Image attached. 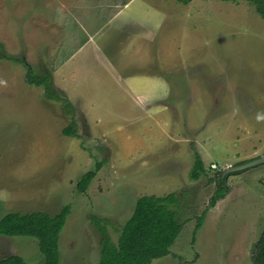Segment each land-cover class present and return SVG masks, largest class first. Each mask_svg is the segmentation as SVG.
<instances>
[{"label": "rangeland", "instance_id": "374dc122", "mask_svg": "<svg viewBox=\"0 0 264 264\" xmlns=\"http://www.w3.org/2000/svg\"><path fill=\"white\" fill-rule=\"evenodd\" d=\"M133 1L0 0V218L69 205L59 263L97 264L93 215L108 220L116 242L138 197L175 192L182 227L150 264H252L264 227V163L226 174L228 189L213 206L207 178L264 155V19L246 0ZM104 56L117 73L127 66L135 89L149 72L166 83L133 99ZM82 58L72 116L25 82L26 65L48 71L68 98V69ZM72 120L79 138L61 133ZM194 153L206 172L196 180ZM3 239L0 259L43 264L35 238Z\"/></svg>", "mask_w": 264, "mask_h": 264}, {"label": "trees", "instance_id": "16d2710c", "mask_svg": "<svg viewBox=\"0 0 264 264\" xmlns=\"http://www.w3.org/2000/svg\"><path fill=\"white\" fill-rule=\"evenodd\" d=\"M186 3L187 0H181ZM236 2L238 0H222ZM254 4L257 14L264 19V0H246ZM25 82L39 86L46 99L62 103L63 111L70 116L74 108L69 99L61 91H57L50 79V72L34 74L26 65ZM73 120L61 130L64 136L79 138ZM101 162L93 169L87 170L77 181V189L84 192L94 178ZM206 175L203 162L194 153V162L189 171V178L196 180ZM219 172L208 181L215 182V191L210 197L208 206H213L227 191L225 176ZM175 192L162 196L142 195L135 201L132 213L125 223L118 227L116 242L108 234V220L92 216L93 223L99 232V260L97 264H150L152 260L166 256L174 243L182 222L172 208L178 203ZM69 214V205H64L59 212L51 215L46 212H8L0 218V236H28L37 240L39 252L43 256V264L59 263V234ZM204 212L197 217L195 228L200 227ZM252 264H264V227L254 244L251 255ZM0 264H28L18 255H9L0 259Z\"/></svg>", "mask_w": 264, "mask_h": 264}, {"label": "crops", "instance_id": "0c3cea01", "mask_svg": "<svg viewBox=\"0 0 264 264\" xmlns=\"http://www.w3.org/2000/svg\"><path fill=\"white\" fill-rule=\"evenodd\" d=\"M137 0H134L133 1V4H135V2H136ZM139 1V0H138ZM140 2L142 3V1L140 0ZM126 3V2H125ZM127 4V3H126ZM83 48H86L85 46L83 47ZM95 50H97V47H95L94 48ZM86 50V49H85ZM84 50V52H85V59H86V57H87V51H85ZM98 51V50H97ZM101 51L99 50L98 51V56H100V54L102 53H100ZM93 54H95V53H93ZM72 55V54H71ZM83 55V56H84ZM81 57H82V55H81ZM83 60H84V64H77L75 67H74V70H72V69H68V81H67V85H69V88H71V93H70V95H69V97H68V99L70 100L71 99V97H73V92L75 93V91H73V88H74V86H73V82H76V80L78 79V77L79 78H81V75H85V71H86V69H87V67H88V62H86L85 63V59L84 58H82ZM103 61H105L104 62V69L105 70H107V71H109L110 73H111V75L114 77V78H119V81L121 82V83H123V85L130 91V93H131V95H132V97H133V99H137V100H139V97H138V95H136V93H135V91H137V92H139V91H143V92H149V91H152L153 92V94L155 93L154 91H155V88H154V84L155 83H163L162 81H164L165 83H166V80L162 77V76H158L157 77V75L155 74V73H152V72H149V74L151 75V76H148V79H142V81H140L139 82V84H141L142 85V87H137V89H135L134 87H133V85L131 84V85H127V84H129V83H131V81H130V79L132 78V75H127L126 73H129V71H126L127 69V66H125V67H123L122 68V71H123V73L124 74H121V73H117V72H119L118 71V68L110 61V59L109 58H105V56L103 57ZM99 63L101 64V59L99 60ZM98 63V64H99ZM113 71H116V73H112ZM115 75H117V76H115ZM82 76V77H83ZM146 77V76H145ZM118 81V82H119ZM137 85V84H136ZM30 86H34V85H30ZM34 87H37V88H39V86H34ZM167 87V86H166ZM41 88V87H40ZM42 89V88H41ZM60 89V88H59ZM58 89V90H59ZM143 89V90H142ZM66 90V89H65ZM59 91H61V92H63L62 91V89H60ZM42 93H43V90H42ZM72 95V96H71ZM42 97L44 98V99H46L45 97H44V95L42 94ZM53 101V100H52ZM56 102V101H55ZM141 105L145 108L146 107V103H144V102H142L141 103ZM156 111V110H155ZM70 208V207H69ZM49 214V213H48ZM55 214V213H54ZM0 237H2V238H6L7 240L9 239V238H11L10 236H0ZM6 239H3V240H6ZM2 240V239H1ZM13 255V254H12ZM158 259V258H157Z\"/></svg>", "mask_w": 264, "mask_h": 264}, {"label": "water", "instance_id": "95a60500", "mask_svg": "<svg viewBox=\"0 0 264 264\" xmlns=\"http://www.w3.org/2000/svg\"><path fill=\"white\" fill-rule=\"evenodd\" d=\"M262 163H264V155H261L257 158H254L252 160H249L243 163H239L233 166L226 167L225 169H223L221 176L223 177L226 174L244 170V169H247V168L262 164Z\"/></svg>", "mask_w": 264, "mask_h": 264}]
</instances>
